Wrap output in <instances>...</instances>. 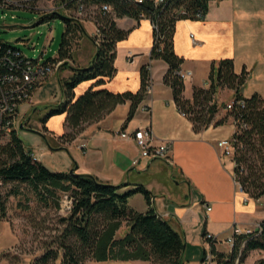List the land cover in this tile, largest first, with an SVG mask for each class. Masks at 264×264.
Segmentation results:
<instances>
[{
    "label": "trees",
    "instance_id": "16d2710c",
    "mask_svg": "<svg viewBox=\"0 0 264 264\" xmlns=\"http://www.w3.org/2000/svg\"><path fill=\"white\" fill-rule=\"evenodd\" d=\"M210 1L163 0L156 5L153 0L140 4L125 0H86L93 6L107 3L113 12L97 10L94 18L99 33L90 38L95 52L92 61L84 68L72 66L69 62L73 59L72 43L79 40L85 30L78 18L61 17L65 30L57 56L45 61L52 64L60 62L58 70H71V76L61 80V103L48 113V117L65 115L66 130L57 140L71 143L87 125L101 121L120 104L129 105L124 122L132 120L149 88L148 65L140 67V87L135 93L112 92L100 86L114 76L116 44L128 34V30L116 26L115 19L129 17L139 20L142 16L155 26L150 58L167 64L163 81L172 89L178 110L192 122L196 132L206 129L218 111L214 100L217 91L223 88L233 90L232 108L228 110L225 106V109L236 128L231 138L234 180L249 198L264 199V100L258 94L249 98L242 96L248 73L242 70L236 74L233 61L221 59L211 64L207 88L194 87L191 100L183 96L184 81L178 74L183 59L173 47L175 23L179 20H203ZM72 4L70 2L68 6L72 7ZM40 14L36 24L58 16L56 11ZM85 81L93 83L75 96L74 89ZM223 120L216 121L214 125H221ZM31 153L15 133L0 144V190L6 185H25L31 191L32 199L26 196L25 204L18 206L28 211L27 220L35 230L50 232L37 241L39 254L29 264H87L88 261L184 264L181 235L156 214L150 206L151 193L143 186L120 192L124 184L103 183L87 174L51 172L42 163L33 161ZM12 193L18 195L19 192L14 190ZM136 193H140L149 205L147 211L138 212L129 207L128 199ZM31 201L36 205L35 210L29 206ZM0 203V217L4 219L6 210ZM42 210L47 211L44 216H40ZM49 212L54 214L50 219L52 226L50 222L46 224ZM211 248L217 264H235L236 260L243 262L250 251H264V219L249 234L235 237L231 253L219 252L213 244ZM5 255H2L3 260ZM14 259L19 264L20 260Z\"/></svg>",
    "mask_w": 264,
    "mask_h": 264
},
{
    "label": "crops",
    "instance_id": "0c3cea01",
    "mask_svg": "<svg viewBox=\"0 0 264 264\" xmlns=\"http://www.w3.org/2000/svg\"><path fill=\"white\" fill-rule=\"evenodd\" d=\"M115 23L119 29L128 30V34L116 44L114 76L100 87L112 92L135 93L140 87V67L147 64L150 84L144 100L131 121L124 122L128 103L117 105L101 121L87 125L71 143L57 140L66 130L65 115L52 117L45 123V130L57 145L51 152L39 147V156L50 160L59 155L64 172L76 166L77 174L92 175L103 183L112 181V185L124 184L120 192L143 186L151 193L150 206L156 214L181 235L184 264L201 263L210 244L205 235L217 239L215 249L219 251L233 225L252 231L264 219L261 199H251L238 190L232 158L221 156L216 147L218 140L232 138L236 130L225 109L233 101L234 92L227 88L217 91L214 100L218 111L206 129L196 132L192 122L178 110L172 89L163 81L167 64L150 58L154 40L150 20L122 17L115 19ZM82 38L78 40L80 44ZM173 47L183 59L181 69L192 73L184 80L185 99L191 100L194 87L209 86L213 62L231 59L236 74L242 70L248 73L242 96L249 98L258 94L264 100V0L210 1L203 20L175 23ZM94 52L91 46H86L81 57L69 63L87 67ZM61 72L65 75L59 77L60 86L62 79L71 76V70L57 69L50 76ZM92 83H80L74 89L75 96ZM39 89L23 106L39 102L35 98ZM219 101L224 102L221 107ZM221 119H224L221 125H214ZM146 126L151 127L155 144L165 142L169 146L168 161L140 157L134 141L120 136ZM82 143H86L85 149L79 148ZM31 151L35 156V151ZM56 151L62 152L53 153ZM39 156H35L37 161ZM134 160L137 161L135 165L132 164ZM128 205L138 212H145L149 207L140 193L132 195Z\"/></svg>",
    "mask_w": 264,
    "mask_h": 264
},
{
    "label": "rangeland",
    "instance_id": "374dc122",
    "mask_svg": "<svg viewBox=\"0 0 264 264\" xmlns=\"http://www.w3.org/2000/svg\"><path fill=\"white\" fill-rule=\"evenodd\" d=\"M41 10L29 11V10H16L12 13H8L4 18L0 14V42L19 49L26 57L30 59L42 58L47 61L54 59L57 56V50L61 42L62 34L65 30V26L61 17L74 16L80 20L81 25L85 30V34L82 35L83 42L80 44L78 40L72 43V57L77 60L86 50V46H91L92 51H95L94 45L88 38H93L96 30L95 15L97 13L96 6L88 5L86 11L81 16H75L71 11H64L58 9L57 15L48 21L36 24L40 13L50 12V7L57 6L54 0L41 1L39 3ZM47 9V10H46ZM65 75L61 73H55L53 77H50L45 84L40 86L35 96L36 104L28 107L22 105L19 108L21 118L17 123V135L26 149L35 151V156H39V147L41 150L52 151V147L57 145L51 136L45 130V123L52 119L54 116L48 117V113L51 109H55L62 101V91L59 85V77ZM51 76V75H50ZM224 102L219 101L218 104L221 107ZM228 103V102H226ZM21 126H23L21 128ZM62 151H56L53 153H59ZM72 160L71 156H68ZM39 160L43 162L47 169L51 172H64L60 166L61 157L56 155L50 160L45 156H39ZM38 160V162H40ZM41 163V162H40ZM112 184V181L109 182ZM17 190L18 195L12 192ZM32 199L31 191L25 185H6L0 190V202L4 204L6 210V217L3 219L0 217V264H16L15 261L18 258L19 264H29L30 261L39 254L37 250V241L42 235H47L49 231H38L27 220L28 211H24L18 205L25 204V198ZM1 204V203H0ZM260 204L264 207V199H261ZM31 210H35L36 205L33 201L29 203ZM46 210L40 211L44 216ZM64 214L65 212H59ZM53 212L47 214L46 224L52 226L50 219L53 217ZM54 222V221H53ZM47 226L43 225L42 227ZM34 235V236H33ZM33 236V237H32ZM43 238V237H42ZM35 239V241H34ZM225 242V240H224ZM219 252L224 254L231 253V249L228 244L223 243V246L219 248ZM5 255V259H2V255ZM203 255V254H202ZM7 258V259H6ZM87 264H149L144 261L135 262H93L88 261ZM185 264H202L200 261ZM235 264H264V251L253 250L250 251L243 262L235 261Z\"/></svg>",
    "mask_w": 264,
    "mask_h": 264
},
{
    "label": "built area",
    "instance_id": "2783aa9c",
    "mask_svg": "<svg viewBox=\"0 0 264 264\" xmlns=\"http://www.w3.org/2000/svg\"><path fill=\"white\" fill-rule=\"evenodd\" d=\"M41 1H49L52 3L53 0H0L1 17L4 18L8 13L16 10H41V6L39 5ZM125 1L132 4H140L146 0ZM162 1L153 0L156 5ZM70 2H73L72 7L68 6ZM54 3L57 6H51V11H57L58 9H63L64 11L72 10L71 12L77 17L83 15L88 7L86 0H54ZM96 8L102 13L113 12V8L107 3H100ZM139 19L144 18L140 16ZM95 27V33H99L98 27L96 25ZM152 27L155 28L153 24ZM59 65L60 62L52 64L43 61L42 58L30 59L20 50L9 47L4 48L0 42V144L6 142L13 133L17 134L19 108L30 101L33 93L47 81L50 75L58 69ZM178 74L183 81L192 75L191 71L182 69ZM239 103L242 104L243 102L239 101ZM231 108L232 102L226 105V109L230 110ZM180 113L184 115L182 112ZM120 136L134 141L139 149L140 157L168 161L169 146L165 142L159 144L154 143L155 138L150 126L139 127L130 133H121ZM86 147V143H82L79 146L80 149H85ZM216 147L220 150L221 156H233L231 138L218 140ZM31 156L33 161H37L32 153ZM136 163V160L132 161L133 165ZM238 190L240 191L239 187ZM250 232L251 230L243 229L237 224L233 225L231 233L225 239V242L232 250L235 237L242 234H249ZM204 238L210 244L204 252L201 263L217 264L216 256L211 248V244L215 246L217 239L210 234L205 235Z\"/></svg>",
    "mask_w": 264,
    "mask_h": 264
},
{
    "label": "water",
    "instance_id": "95a60500",
    "mask_svg": "<svg viewBox=\"0 0 264 264\" xmlns=\"http://www.w3.org/2000/svg\"><path fill=\"white\" fill-rule=\"evenodd\" d=\"M91 61H92V60H91ZM22 127H23V126H21V128H22ZM75 170H76V166H75L74 168H72V169L69 170V174H70V175L76 174Z\"/></svg>",
    "mask_w": 264,
    "mask_h": 264
}]
</instances>
